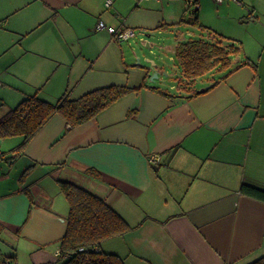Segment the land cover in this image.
Wrapping results in <instances>:
<instances>
[{"label": "crops", "instance_id": "0c3cea01", "mask_svg": "<svg viewBox=\"0 0 264 264\" xmlns=\"http://www.w3.org/2000/svg\"><path fill=\"white\" fill-rule=\"evenodd\" d=\"M198 4L202 29L210 28L208 12L222 16L211 39L222 35L247 55L181 88L180 66L169 86L164 77L152 82V71L167 73L164 62L135 64L97 24L132 28L149 47L147 37L176 33V52L192 35L184 0L3 1L0 18L22 50L3 73L9 84L0 79L3 114L35 93L56 102L109 85L137 89L73 128L54 115L21 151L22 135L0 137V264L64 263V180L105 199L132 226L100 244L126 264H250L264 256V200L242 191L264 189V0ZM155 153L160 163L149 161Z\"/></svg>", "mask_w": 264, "mask_h": 264}, {"label": "trees", "instance_id": "16d2710c", "mask_svg": "<svg viewBox=\"0 0 264 264\" xmlns=\"http://www.w3.org/2000/svg\"><path fill=\"white\" fill-rule=\"evenodd\" d=\"M199 10L197 7L193 19L188 18L191 23L199 24ZM224 40L225 37L217 35L214 39L190 38L177 45L176 54L182 71L179 87L194 84L197 78L212 70L225 71L231 67L232 57L241 51V47L231 41L225 44ZM249 62L245 60V64ZM135 89L128 85H109L78 98H71L66 92L56 102L35 93L4 114L1 104L0 137L22 135L23 142L16 149L21 151L54 115L63 116L73 128L93 119ZM155 89L171 95L158 87ZM61 187L70 203L67 228L61 239L63 264H126L122 256L102 250L100 244L109 237L127 233L132 226L102 197L70 181H61ZM242 191L264 200V189L243 184ZM250 264H264V256Z\"/></svg>", "mask_w": 264, "mask_h": 264}, {"label": "rangeland", "instance_id": "374dc122", "mask_svg": "<svg viewBox=\"0 0 264 264\" xmlns=\"http://www.w3.org/2000/svg\"><path fill=\"white\" fill-rule=\"evenodd\" d=\"M3 1L4 0H0V6ZM221 17L222 16L220 14L213 10L208 12L206 16V20L208 22L207 24L210 27L208 29H202L199 25H195L190 22L189 24L185 23L192 32V35L188 36V38L211 39L209 32H213V29L220 25L222 22ZM6 23V18H0V79L2 77L5 86H7V83L9 84V80L7 81V78L5 79L3 77V73L10 74L9 71L11 70V67L14 65V63H17V61H22V50L18 46H11V29L8 28ZM175 34L176 33L172 35L173 38L167 33H161L157 34L156 36L147 37L153 43V45L150 47L143 42L146 37L141 38V35L138 34L135 38L123 41V49L126 54H131V56L134 58L135 64L142 63L143 65L145 64L146 67L152 68L153 63L151 61H153V59L163 61L165 68L168 70L167 73H164V71L160 70V75L157 78L152 79L153 75L156 73V71H152L149 78L152 82H159V78L164 77L167 79V85L169 86L172 80H174V78H171L170 74L175 71L176 67L178 68V66H180L175 48L172 46L173 42L175 41ZM110 52L116 54V52ZM254 52H256L255 54H259V51ZM239 53L247 55L246 50H244L243 47ZM233 59L234 61H238V56L234 55ZM12 72L13 71L11 70V73Z\"/></svg>", "mask_w": 264, "mask_h": 264}, {"label": "built area", "instance_id": "2783aa9c", "mask_svg": "<svg viewBox=\"0 0 264 264\" xmlns=\"http://www.w3.org/2000/svg\"><path fill=\"white\" fill-rule=\"evenodd\" d=\"M186 5V12L189 19H193L195 17V10L199 7L198 0H184ZM219 3L223 2L224 0H215ZM111 3V0H108V4ZM97 28L99 30H107L120 42L130 40L135 38L136 31L132 28H118L113 25H108L104 21L100 20L97 24ZM161 155L158 153L151 154L149 156V161L152 163H160L161 162ZM5 264H12L10 261H6Z\"/></svg>", "mask_w": 264, "mask_h": 264}, {"label": "water", "instance_id": "95a60500", "mask_svg": "<svg viewBox=\"0 0 264 264\" xmlns=\"http://www.w3.org/2000/svg\"><path fill=\"white\" fill-rule=\"evenodd\" d=\"M157 77H158V74L155 73V74L153 75L152 79H155V78H157ZM204 89H205V88H204ZM201 90H203V89H201ZM26 161H30V159H28V158L26 157Z\"/></svg>", "mask_w": 264, "mask_h": 264}]
</instances>
